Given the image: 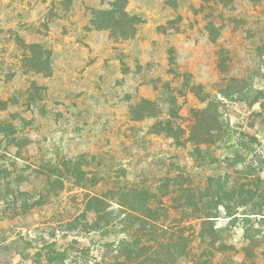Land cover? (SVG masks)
<instances>
[{
	"label": "rangeland",
	"instance_id": "rangeland-1",
	"mask_svg": "<svg viewBox=\"0 0 264 264\" xmlns=\"http://www.w3.org/2000/svg\"><path fill=\"white\" fill-rule=\"evenodd\" d=\"M113 1L0 0V264H264L245 208L211 241L193 210L212 177L264 235V0H128V38L93 12ZM142 98L156 118L131 117Z\"/></svg>",
	"mask_w": 264,
	"mask_h": 264
},
{
	"label": "trees",
	"instance_id": "trees-1",
	"mask_svg": "<svg viewBox=\"0 0 264 264\" xmlns=\"http://www.w3.org/2000/svg\"><path fill=\"white\" fill-rule=\"evenodd\" d=\"M128 4V0H114L111 3V8L108 10H100L96 11L93 10L94 14L97 16H105L107 18V23L112 21H116L117 23H121L123 26L122 34L124 38L131 37L136 32V27L140 23H142V19L140 16L129 14L125 8ZM98 28H106L108 27L107 24L97 25ZM211 41L214 42V37L211 38ZM29 48H41L38 44H32L27 45ZM44 59L42 61V66H44L45 70H49V63H50V53L49 51H45L43 53ZM174 62L173 57H170V63L172 64ZM234 80V79H232ZM184 84L189 87V89L201 100L202 102H207V105L210 106L211 102L208 101L207 95H202V88L201 85H194L190 83V75L185 74L184 75ZM172 104L174 103V98L172 97ZM159 113V108L156 105L155 101L142 98L137 103H135L130 108V114L131 117L135 120H142L145 118H156ZM160 128L156 132L164 133L166 137L172 138L177 145L183 146L185 144L184 140L182 139L183 135H175V131H182L179 126H173L170 121H157L153 125V129ZM201 197L199 198V203H195L193 205V210L197 212V219L200 220L203 224H207L210 227L211 234L208 233H202L200 234V238L204 240V238H209L211 241L212 235L216 232V230L212 227V222L216 221L218 218H220V211L219 209H223L225 212V215H227V218H231L229 221L234 222L236 220L235 212L236 210L242 206L246 210V214L243 213V220L242 221V229H243V238L246 242L245 246V253L251 254L254 250V248L260 247L264 245V235L260 234L259 229L255 228L250 220L251 216L259 215L256 208V203L254 201V198L250 196L248 199H244L243 201H240L238 199L239 203H237L236 198H242V193L235 196V192L233 189L227 187V185H221L219 184V181H216L214 178L210 177L208 180V184L203 191H200ZM199 192V193H200ZM147 195H150L152 198L155 197V195H151L150 193H146ZM193 196V195H191ZM192 200H195V197L191 198ZM253 205H250V204ZM208 207H203L199 209V205H205ZM134 210V209H131ZM184 226V225H181ZM184 228L181 227L179 231V235L176 236L177 240H169L171 244H177V242H182V253L184 255H187V247L188 246V238L184 235ZM213 233V234H212ZM184 242V243H183ZM179 244V243H178ZM213 245V243L211 244ZM222 246H225L222 244ZM56 253V252H55ZM61 256V253H57ZM211 257V255H210ZM195 264H213L209 257L206 258H199L195 261Z\"/></svg>",
	"mask_w": 264,
	"mask_h": 264
}]
</instances>
